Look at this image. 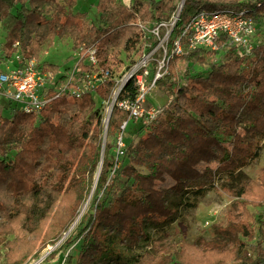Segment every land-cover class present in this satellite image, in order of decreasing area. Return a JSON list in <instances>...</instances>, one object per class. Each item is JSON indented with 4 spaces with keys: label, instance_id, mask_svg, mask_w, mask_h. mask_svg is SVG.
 I'll return each mask as SVG.
<instances>
[{
    "label": "trees",
    "instance_id": "16d2710c",
    "mask_svg": "<svg viewBox=\"0 0 264 264\" xmlns=\"http://www.w3.org/2000/svg\"><path fill=\"white\" fill-rule=\"evenodd\" d=\"M178 1L98 0L100 24H93L86 12H74L78 0H0V26L6 32L0 64L18 49L23 58L37 57L71 33L75 51L94 47L101 69L118 72L149 38L140 25L168 22ZM228 8L245 11L258 26L264 20V0H185L170 43L201 11ZM214 57L204 49L174 56L157 84L170 95L157 119L148 126L135 123L137 140L129 138L122 157L108 160L114 144L107 145L91 206L75 238L65 242L82 241L77 264H264V214L255 211L264 206V171L257 182H242V170L260 155L256 141L264 138V40L248 58L231 52ZM176 62L184 67L178 75ZM79 66L81 75L93 69L84 61ZM43 68L59 71L47 62ZM114 85L108 78L94 93L108 100ZM136 92L131 80L119 100L133 99ZM48 100L39 113L13 107L5 116L0 109L4 264H23L68 231L101 160L104 118L94 94L51 90ZM128 120L129 113L115 107L113 135ZM224 177L241 185L230 190L235 210L223 241L167 244L154 238L184 209L196 208ZM119 179L122 186L115 184Z\"/></svg>",
    "mask_w": 264,
    "mask_h": 264
},
{
    "label": "built area",
    "instance_id": "2783aa9c",
    "mask_svg": "<svg viewBox=\"0 0 264 264\" xmlns=\"http://www.w3.org/2000/svg\"><path fill=\"white\" fill-rule=\"evenodd\" d=\"M180 11L181 6L168 21L172 20L174 27ZM167 25V22L150 28L144 24L140 25L147 31L149 38L139 45L121 73H114L110 69L102 70L94 47L79 49L80 54H83L84 63L93 67L91 71L83 72V86L75 79L79 65L67 76L66 81L62 82V74L59 71L45 70L38 57L23 58L18 49L11 58L0 64V102L7 101L27 114L39 113L49 102L48 94L51 90L58 92V95H80L87 91L95 94V87L110 78L115 85L109 99L104 100L105 103L110 105L111 111L118 107L129 113V120L124 122L116 135V148H113V151L118 159L124 154V133L129 122L148 126L159 116L163 106H155L151 95L152 91L157 89L158 82L169 73L174 56H184L193 49H204L215 54L217 58L214 60L220 59L219 55L226 52L234 53L240 58H248L263 43L256 20L245 11L230 8L201 11L185 25L174 38L173 44L170 42L174 27L167 34H161V30ZM15 46L18 48L19 44ZM79 79L81 80V74ZM131 80L137 88L135 97L119 100L121 92ZM175 80L180 84L179 76ZM105 123L106 119L104 125ZM104 129L107 131V125Z\"/></svg>",
    "mask_w": 264,
    "mask_h": 264
},
{
    "label": "rangeland",
    "instance_id": "374dc122",
    "mask_svg": "<svg viewBox=\"0 0 264 264\" xmlns=\"http://www.w3.org/2000/svg\"><path fill=\"white\" fill-rule=\"evenodd\" d=\"M98 0H78V5L74 9V12H86L88 15V20L93 24H100V17L96 9ZM183 0L178 1V8L181 6ZM125 4H128L130 0H122ZM167 26L163 27L161 30L162 36L172 31L174 24L172 20L167 22ZM259 34L264 40V20L259 25ZM6 43V32L2 26H0V55L5 52ZM73 34H68L62 39H56L53 45L47 49L46 47L39 52L38 59L42 62H47L50 64H55L59 67V73L63 75L70 76L74 69L83 61V54L80 51H75L73 48ZM219 56H222L221 54ZM214 58H217L216 56ZM128 64L125 62L124 66ZM174 72L182 73L183 68L181 62L175 63ZM123 67L116 73L123 72ZM80 67L76 70L75 79L79 81L80 85L83 86V78L81 75V80L79 75L81 74ZM177 78V76H176ZM94 99L96 102V109L100 111L103 116V125L106 117L110 113L111 119L113 118V112L109 109L110 105H107L104 100L99 98L94 94ZM170 95L161 88L157 87L152 91L151 100L155 106H164L168 103ZM13 105L11 106L9 102H0V109L5 116H9L13 110ZM111 121V120H110ZM137 123V122H136ZM139 124V123H137ZM137 124L130 122L129 129L125 131L124 143L129 140V138L134 141L137 140L134 132ZM105 127V125H104ZM111 124L109 123L108 130L103 132L102 135V148H103V168L107 163L105 161V150L107 145L114 144L113 148H116V135L111 132ZM137 129V128H136ZM111 132V133H110ZM133 135V136H132ZM258 148L260 149L259 157L252 161V163L242 170L244 177L242 182L254 181L257 182L258 176L264 171V138L258 139L256 141ZM114 154V155H113ZM108 160L115 159V153L109 152L107 154ZM101 172V173H102ZM111 176H114V171H111ZM96 175V174H95ZM95 176L92 181V186L94 185ZM115 184L122 186V179L115 180ZM241 185V180H231L226 177L221 178L217 183L215 188L208 192L203 198H200L197 207L193 209H184L178 219L172 223L167 229L161 233H155L154 238L156 240L163 241L167 244H175L180 241H185L189 244H197L199 239L205 240L206 242H218L225 239V229L227 225L228 216L235 210V198L230 191L231 189L238 190ZM90 193V192H89ZM96 193V192H95ZM255 211L264 214V206L261 208H256ZM75 222V221H74ZM79 225V224H78ZM78 227V226H77ZM75 228V230L77 229ZM71 228V226H70ZM70 228L67 232H69ZM75 230L68 235L64 233L61 238L54 244L49 245L46 249L34 255L33 257L27 259L23 264H77L80 254V249L82 241L77 239L72 246H66L65 242L72 237L75 238ZM65 244V245H64ZM64 245V246H63ZM5 251L0 250V264L5 263ZM54 253V255H52ZM52 255V256H51Z\"/></svg>",
    "mask_w": 264,
    "mask_h": 264
},
{
    "label": "bare ground",
    "instance_id": "6f19581e",
    "mask_svg": "<svg viewBox=\"0 0 264 264\" xmlns=\"http://www.w3.org/2000/svg\"><path fill=\"white\" fill-rule=\"evenodd\" d=\"M110 113L108 114V116L106 117V123L105 125H107V130H108V126H109V121H110ZM102 168H103V163L101 164V166L97 169V172H96V175L95 177L97 178L101 172H102ZM96 192V186L93 185L90 193L88 194L87 198H86V201L84 202V204L82 205L81 209H80V213H79V216L76 218L75 222L71 225V228H70V232H73L75 230V228L78 226V224L80 223L82 217L85 215V213L88 211V209L90 208L91 206V203H92V200H93V197H94V194Z\"/></svg>",
    "mask_w": 264,
    "mask_h": 264
},
{
    "label": "water",
    "instance_id": "95a60500",
    "mask_svg": "<svg viewBox=\"0 0 264 264\" xmlns=\"http://www.w3.org/2000/svg\"><path fill=\"white\" fill-rule=\"evenodd\" d=\"M184 3H185V0L182 1L181 9L183 8ZM110 120H111V118H110ZM109 123H110V121H109ZM102 163H103V148H102V156H101V160H100V162H99V166H98V168L101 166ZM99 177H100V175H99L97 178L95 177V181H94V185H95V186H97V182H98V180H99ZM69 232H70V231H69ZM69 232H67L66 235H68Z\"/></svg>",
    "mask_w": 264,
    "mask_h": 264
},
{
    "label": "crops",
    "instance_id": "0c3cea01",
    "mask_svg": "<svg viewBox=\"0 0 264 264\" xmlns=\"http://www.w3.org/2000/svg\"><path fill=\"white\" fill-rule=\"evenodd\" d=\"M133 140H134V138H133Z\"/></svg>",
    "mask_w": 264,
    "mask_h": 264
}]
</instances>
